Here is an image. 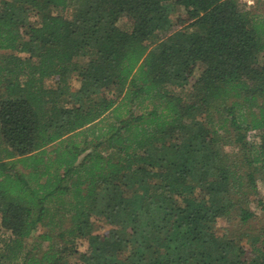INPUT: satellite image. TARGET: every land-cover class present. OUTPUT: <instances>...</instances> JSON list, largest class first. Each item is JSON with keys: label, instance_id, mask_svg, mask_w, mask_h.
<instances>
[{"label": "trees", "instance_id": "1", "mask_svg": "<svg viewBox=\"0 0 264 264\" xmlns=\"http://www.w3.org/2000/svg\"><path fill=\"white\" fill-rule=\"evenodd\" d=\"M259 171L264 19L236 0H0V264H264V230H213Z\"/></svg>", "mask_w": 264, "mask_h": 264}, {"label": "rangeland", "instance_id": "2", "mask_svg": "<svg viewBox=\"0 0 264 264\" xmlns=\"http://www.w3.org/2000/svg\"><path fill=\"white\" fill-rule=\"evenodd\" d=\"M171 1V0H170ZM239 4H241L242 8L252 14H255L257 16H260L264 19V8H263V0H236ZM182 14V10L179 7H175L173 13L171 14V19L174 21L177 15ZM36 21V20H35ZM37 24V23H36ZM122 25V24H121ZM262 60L259 58V63H261ZM79 86V83L74 80L72 82L73 89H76ZM108 93L112 95H117L118 90L116 88H109ZM120 98L118 99L119 102ZM247 142L249 145H256L259 142V139L257 138L256 132H249L247 134ZM255 187L256 191L253 195H249L247 197L248 205L247 207L251 210L253 213V219L250 221L248 225L240 226L237 225V220L234 219V213L230 216V218L227 219H218L216 222V225L214 226L213 230L218 235H229L234 236L237 243L244 247L245 250H248V244L246 243L247 238L241 236V234L246 230L249 232L253 231H261L264 230V173L259 171L256 173L255 176ZM96 226V232L102 234L107 227H102L101 224H95ZM47 231L43 227H39L34 233L32 239H30V242L33 241L35 243L36 238ZM232 234V235H231ZM9 233L2 230L0 227V237H8ZM232 236V237H233ZM47 247V243H43L40 250H45ZM76 248L80 253H83L87 249V240L80 239L76 243ZM37 251V254L40 255L41 251ZM79 260L77 257L72 259L70 261V264H78Z\"/></svg>", "mask_w": 264, "mask_h": 264}]
</instances>
